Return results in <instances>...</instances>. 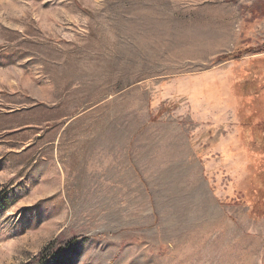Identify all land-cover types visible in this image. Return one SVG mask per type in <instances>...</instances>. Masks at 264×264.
I'll return each instance as SVG.
<instances>
[{"label":"rangeland","instance_id":"1","mask_svg":"<svg viewBox=\"0 0 264 264\" xmlns=\"http://www.w3.org/2000/svg\"><path fill=\"white\" fill-rule=\"evenodd\" d=\"M27 263L264 264V0H0V264Z\"/></svg>","mask_w":264,"mask_h":264},{"label":"trees","instance_id":"2","mask_svg":"<svg viewBox=\"0 0 264 264\" xmlns=\"http://www.w3.org/2000/svg\"><path fill=\"white\" fill-rule=\"evenodd\" d=\"M76 239L79 238H73L72 241H75ZM70 245V242H62L60 245H58L59 248H61L60 250H64L66 249L68 246ZM28 264V263H27Z\"/></svg>","mask_w":264,"mask_h":264}]
</instances>
